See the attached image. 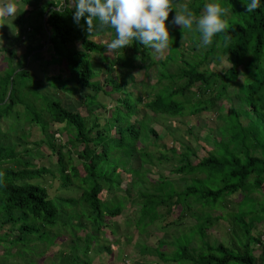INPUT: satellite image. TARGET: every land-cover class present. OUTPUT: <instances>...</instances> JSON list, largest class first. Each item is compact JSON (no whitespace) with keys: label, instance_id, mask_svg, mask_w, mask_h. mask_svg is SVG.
Masks as SVG:
<instances>
[{"label":"trees","instance_id":"trees-1","mask_svg":"<svg viewBox=\"0 0 264 264\" xmlns=\"http://www.w3.org/2000/svg\"><path fill=\"white\" fill-rule=\"evenodd\" d=\"M22 1L28 5L30 0ZM221 3L229 10L227 32L232 40L228 47L217 48V43L225 39V34H218L211 46L201 49L200 33L195 25L192 31L183 32L181 27L171 24L176 13L173 9L166 22L173 37L169 55L165 61L155 62L151 49L138 41L109 53L106 45L92 40L101 34H107L110 40L115 38L113 29L97 31L90 39L86 22L77 25L73 20L74 0H35L34 6L40 8L36 13L40 24L29 33V43L19 60L21 65L6 74L0 72V243L6 246V254L14 262L26 264V258L32 256L45 258L65 233L72 237L71 251L77 254L68 260L49 261L52 264L81 262L79 256L87 258L101 233L109 238L115 236L110 230L111 219L121 216L128 204L138 199L141 213L138 224L142 231V226L155 224L163 215L172 216L174 210L180 211L177 222L187 216L196 221L193 227L175 237L172 244L175 250L171 254L160 252L168 243H159L158 256L164 263L264 264V255L257 256L250 248L253 243L264 246L261 237L253 236L256 223L264 220V2L251 13L246 6L249 0H221ZM188 4L199 16L206 0H190ZM16 25L22 26L21 33L27 35L23 15L17 18ZM41 35L44 40L38 43ZM184 42L187 43L181 50ZM77 43L82 51L72 48ZM46 46L52 50L47 65L61 66L62 72L70 76L48 78L55 95L42 93L38 81L31 84L33 78L27 69L31 56ZM191 50L195 54L187 57ZM91 54L99 55L102 63ZM137 54L142 67L135 64ZM223 60L230 64L227 70L218 73L209 68L200 69L203 65H220ZM176 61L184 66L177 73L164 70ZM157 63L163 69L157 77L156 92L153 91L155 98L150 101L131 88L136 81L132 72L143 68L149 76ZM112 93L122 96L117 99V105L111 108L106 103L92 105L100 94L111 96ZM79 106L86 115L77 109ZM140 106L146 108L141 116ZM18 107H24L23 114L16 110ZM203 112L214 114L218 126H212L211 134L205 137L213 144L208 158L193 164L196 154L191 147L181 151L157 147L160 135L152 124L154 119L160 116L182 119ZM13 115L40 127L44 140L36 145L45 144L57 155L62 186L80 188L82 194L78 199H51L45 187L33 183L51 173V169L36 167L32 162L35 150L25 154L16 150L28 141L25 133L17 145L2 142L1 121ZM51 125L63 126L59 139L50 131ZM197 128L205 126L188 129L195 144L201 140V133L195 132ZM212 132L217 137L213 138ZM153 149H157L158 157ZM168 156H173L179 164L174 171L183 175L184 188L169 179L149 181L147 176L156 164ZM134 157L141 162L136 169L131 167ZM105 193L114 196L103 198ZM119 194H123L121 199ZM234 195L241 197L237 202L239 220L235 209L227 210L230 206L227 200ZM220 210L222 215L214 216ZM230 218L235 222V232L241 237L239 228L244 238L230 246L212 242V229ZM89 225L94 232L86 234L83 242L87 247L82 252L79 233L87 231ZM1 230L9 233L3 236ZM197 242L199 247L194 246ZM104 248L113 254V249Z\"/></svg>","mask_w":264,"mask_h":264},{"label":"rangeland","instance_id":"rangeland-1","mask_svg":"<svg viewBox=\"0 0 264 264\" xmlns=\"http://www.w3.org/2000/svg\"><path fill=\"white\" fill-rule=\"evenodd\" d=\"M178 3L179 0H176ZM185 2L189 3L190 0H185ZM209 0H206V4ZM35 0H30L28 5L22 0H19L20 11L18 12L16 17H11L7 20L8 24L3 25L0 23V72L6 74L7 72H11L12 70H16L20 67V58L21 55L25 52V49L28 45V40L30 34L33 33L32 28L35 29L39 24L40 21L36 15L37 11L40 8L34 6ZM176 8L179 10V5L173 3ZM60 8V6H59ZM35 14H34V12ZM23 15L25 20V25L27 26V35L22 34L23 31L21 28H18L16 25L17 18ZM24 25V26H25ZM181 26H177L180 28ZM21 29V30H20ZM30 33V34H29ZM22 34V36H21ZM44 40V35L38 36L37 42L41 43ZM96 43L106 45L109 42V36L107 34H101L99 37H93ZM187 42H184L181 50L185 48ZM72 48L77 49L78 51H82V47L80 43L73 44ZM150 49V48H149ZM192 51V50H191ZM188 52V56H193L195 52ZM151 56H153V60L155 62L165 61L169 55V49L163 54H159L154 52L151 49ZM13 53V54H12ZM132 53V52H131ZM52 54V50L49 46L44 47L41 51L34 53L31 58L29 59V64L27 66L28 71L31 73V84H36L35 81H38L40 85V90L42 93H47L55 95L56 90L51 88L49 85L48 78L56 77L59 75H63L64 78H69V73L62 72L61 66L55 65H47V60L50 59ZM95 54V53H94ZM100 64L102 63L100 60L99 55H94ZM13 55V56H12ZM140 54L134 56L135 64L138 67H142V62H140L139 58ZM158 64V63H157ZM183 68V63H179L178 61L170 63L167 68L168 73L174 74L177 73V70ZM106 64L103 65L102 70L105 72ZM209 68L210 70H214L219 73L221 70H227L229 68V63L225 60L222 61L220 65L211 64L209 66L203 65L201 66V70H205ZM161 65H156L150 71V75L146 76L145 70L143 68L137 69L132 72L134 79L136 80L131 84V88H135L141 96L145 97L146 100H154L155 95H153V91H155V85L157 81V77L159 73L162 71ZM243 69H241V73ZM156 92V91H155ZM121 94L112 93V95L106 96L105 94H100L97 98V101H94L92 105L98 106L100 104H108L109 108L117 105V99L121 98ZM76 99V97H73ZM226 104V102L224 103ZM80 105V104H79ZM84 115H86L85 109L79 106ZM141 112L140 115H144L146 112V108L140 106ZM16 110H20L23 114L24 107H18ZM218 113V112H217ZM214 114H207L205 112L195 115V116H188L182 119H176L171 117H163L160 116L157 119H154L152 124L155 126L157 131L159 132L160 138L157 140V147L160 149L166 146V149H171L174 147L175 149L178 148L179 151L184 149L185 147H191L194 149L193 153L196 154V158H193V164H198L201 159L208 158L210 152L212 151L213 144L209 143L205 140L207 135H210L209 129L212 126H216L218 128L217 122H214ZM95 119L93 116L91 117ZM5 119L1 121L2 130L4 131V136L2 137V142L4 144H13L17 145L19 143L20 138L22 137L23 133L29 136L28 141L24 142L22 145L17 146V151L25 154L27 151L35 150V153L32 155V162L36 165V167H47L51 169V173H46L42 176L40 180H35L33 183H39L43 187L48 190L51 199L55 198H66L71 199L75 198L78 199L81 194L82 190L77 186H73L70 188H64L62 186V182L59 177V172L57 168V155L53 154V152L45 145L41 144L37 146L36 143H41L44 140L43 131L40 129L39 126L32 125L29 123H25L24 119L18 118L13 115L10 118L5 117ZM11 124V126H10ZM205 126V128H197L195 132L201 133V140L199 144H195L194 139L188 134V129L193 126ZM19 127L18 130L17 127ZM62 125H51L50 131H54L56 134V139H59V131L61 130ZM206 130V131H204ZM212 137H217V134L212 132ZM155 140V139H154ZM155 153L154 156L158 157L157 149H153ZM118 157V156H117ZM156 164L153 168L152 174H149V181H159L162 179H169L172 181L178 182L180 188H184L183 186L186 183H181V178L183 175L175 174L176 172L174 169L179 167V164L175 160L173 156H168V158L162 160ZM79 165V162H77ZM141 162L138 158L133 159L132 167L139 168ZM7 166V165H6ZM14 168H17L14 166ZM123 170V168H121ZM129 170V169H127ZM174 173H173V172ZM81 175L84 176L85 172L81 170ZM124 182H127L125 180ZM137 188V187H135ZM136 192L132 193L135 194ZM241 196L242 193H240ZM240 195H234L233 197L229 198L227 201L230 202V206H228L227 210L233 211L235 209L236 220L240 219V209L238 203L241 200ZM114 195H109L105 193L103 198H111ZM119 199L123 197V194L118 195ZM138 199L132 200L131 204H128L124 213L117 217L111 219L110 230L115 232V236L113 238L106 237L103 233L100 235L99 242L96 246L91 247L89 250V254L87 258L84 256H79L80 261L77 264H84L85 261H88L89 264H165L164 261L158 256V246L159 243L166 242V245L160 252L165 254H171L175 248L172 246L174 243V239L176 236L180 235L183 230L187 228H191L195 225L196 221L191 217H182L177 222V218L180 214V211L174 210L172 216H164V218H159L155 224L149 225L147 228L142 226L143 231L139 227L138 222L140 221L141 213L139 207L137 206ZM119 206L122 203H118ZM222 210L219 213H215L214 216H221ZM165 210H163V214ZM221 214V215H220ZM109 221V220H108ZM246 222L248 220L246 219ZM77 223V221H75ZM235 222L233 219H227V221H221L220 224L215 226L212 229L210 238L212 242L216 243H226L229 246L234 245L237 243L239 239L244 238V233L238 228L237 231L240 232L241 237L238 233H236L235 229ZM87 231H82L79 233L81 236V250L82 252L86 249L85 240L87 233L94 232V228L92 225L88 226ZM9 233L8 230H1V235L6 236L5 234ZM253 236L261 237L264 241V220L261 222L256 223V228L253 230ZM11 240V239H10ZM72 237L65 233L62 235V240L54 246L50 248L46 257H37L32 256L29 259L26 258L24 263L26 264H52L49 259H58L60 261L62 258L69 259L72 254L76 255L77 252L72 250ZM199 243L194 244V246H198ZM5 245L0 243V264H18L23 263V261L16 260L15 262L12 260V256L10 257L6 254ZM104 247H110L111 250L113 249V254H108L105 252ZM257 256L264 255V246L258 245L253 243L250 247ZM27 250L31 251L30 248ZM32 252V251H31ZM11 258V259H10ZM32 262V263H31ZM172 264V263H167ZM174 264V263H173Z\"/></svg>","mask_w":264,"mask_h":264},{"label":"clouds","instance_id":"clouds-1","mask_svg":"<svg viewBox=\"0 0 264 264\" xmlns=\"http://www.w3.org/2000/svg\"><path fill=\"white\" fill-rule=\"evenodd\" d=\"M262 2L264 0H249L248 12L259 9ZM173 3L180 6L179 10L172 6ZM74 4L73 20L77 25L86 22L90 39L104 28L115 31V38L106 43L109 53L126 49L138 41L163 55L173 38L166 23L173 9L176 13L171 24L181 26L183 32L185 29L192 31L195 25V30L200 33L198 46L201 49L211 46L218 34H225V39L217 43V48L228 47L232 40L227 32L229 10L222 6L221 0H209L199 16L185 0L178 3L176 0H74ZM19 11V0H0V23L8 24L7 20L16 17Z\"/></svg>","mask_w":264,"mask_h":264},{"label":"crops","instance_id":"crops-1","mask_svg":"<svg viewBox=\"0 0 264 264\" xmlns=\"http://www.w3.org/2000/svg\"><path fill=\"white\" fill-rule=\"evenodd\" d=\"M26 6H27V4H26Z\"/></svg>","mask_w":264,"mask_h":264}]
</instances>
